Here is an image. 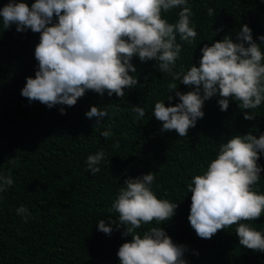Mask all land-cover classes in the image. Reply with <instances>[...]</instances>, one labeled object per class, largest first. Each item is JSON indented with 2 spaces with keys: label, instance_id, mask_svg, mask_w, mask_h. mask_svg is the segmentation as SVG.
<instances>
[{
  "label": "trees",
  "instance_id": "obj_1",
  "mask_svg": "<svg viewBox=\"0 0 264 264\" xmlns=\"http://www.w3.org/2000/svg\"><path fill=\"white\" fill-rule=\"evenodd\" d=\"M15 2L31 7L35 0ZM7 3L0 0V9ZM188 4L197 37L189 44L177 34L182 50L174 72L199 67L205 44L211 46L225 37L240 42L238 33L245 24L264 51V41L259 40L264 36L262 0H188ZM209 8L214 9L211 16ZM180 10L174 8L163 18L174 24ZM16 28L13 24L6 29L0 17V174L13 179L12 186L0 192V264H120L118 250L132 237L123 234L126 226H117L118 213L112 204L125 180L148 173L155 175L151 188L157 197L178 208L171 220L142 224L133 234L143 237L152 227H162L175 244L185 247L187 264H264V251L240 245L238 224L202 239L188 219V185L206 171L222 143L236 135H264V102L255 109H242L239 101L230 99L227 111H221L217 94L204 102L205 115L188 136L180 137L174 130L163 132L162 122L153 115L155 104L180 103L168 85L174 83L181 93L195 87L161 72L157 61H140L134 56L131 63L136 72L129 75L139 83L125 88L124 97L89 90L75 106L49 108L21 95L27 78H35L38 70L35 48L41 34L30 29L17 32ZM92 106L106 109L108 116L99 122L87 118ZM135 106L145 109L143 118L136 119ZM62 107L66 114H61ZM246 112L256 118L245 120ZM104 131L111 135L105 138ZM101 150L105 158L93 174L87 158ZM257 163L264 168V152ZM253 190L264 194V171ZM21 206L30 213L27 222V214H17ZM100 219L113 227L111 234L98 230ZM242 222L264 234V214Z\"/></svg>",
  "mask_w": 264,
  "mask_h": 264
},
{
  "label": "clouds",
  "instance_id": "obj_2",
  "mask_svg": "<svg viewBox=\"0 0 264 264\" xmlns=\"http://www.w3.org/2000/svg\"><path fill=\"white\" fill-rule=\"evenodd\" d=\"M264 2V0H262ZM181 9L176 23L163 18L164 13ZM214 9H208V15ZM192 9L188 0H35L29 7L25 2L9 0L2 9L4 27L17 26V32L30 29L40 33L35 48L38 70L35 78L28 77L21 95L52 108L56 105L75 106L86 91L124 97L125 88L139 83L129 75L136 72L131 63L134 56L140 61L155 60L163 73L170 74L194 91L181 93L174 83L168 85L180 103L165 106L155 104L153 115L162 122V131H175L188 136L190 128L203 118L204 102L219 94L221 111H227L230 99L239 101L242 109H255L264 102V51L253 38L252 29L243 25L238 33L240 42L230 37L205 44L199 67L192 65L185 72H174L182 50V41L193 43L197 31L191 26ZM54 18L58 22L54 23ZM264 41V36L259 37ZM201 92L203 93L201 95ZM173 96L169 95L168 100ZM136 119L143 118L145 109H132ZM66 114L65 109H60ZM87 118L108 116V111L92 106ZM245 113V120H254ZM102 135L107 138L110 131ZM119 146L118 144L116 145ZM264 152V135H236L222 143L218 155L202 175H196L188 185L191 208L188 217L191 227L202 239H211L220 230L238 224L236 233L240 245L253 251H264V234L242 221L259 219L264 214V194L253 190L264 168L258 165ZM105 158L103 150L87 158L88 170L95 174ZM153 173L125 180L112 210L118 213V225L126 226L124 235L132 237L118 250L120 264H187L185 247L177 245L162 227H152L143 237L135 233L142 224L169 221L178 204L159 199L152 190ZM13 184L11 175L0 174V192ZM18 215H30L21 206ZM116 224V221H112ZM98 230L111 234L113 227L100 219Z\"/></svg>",
  "mask_w": 264,
  "mask_h": 264
}]
</instances>
